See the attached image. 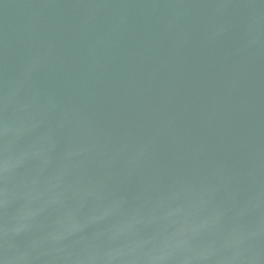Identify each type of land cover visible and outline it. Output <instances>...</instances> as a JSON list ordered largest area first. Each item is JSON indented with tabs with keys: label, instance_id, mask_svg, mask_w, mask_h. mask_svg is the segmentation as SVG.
<instances>
[{
	"label": "water",
	"instance_id": "obj_1",
	"mask_svg": "<svg viewBox=\"0 0 264 264\" xmlns=\"http://www.w3.org/2000/svg\"><path fill=\"white\" fill-rule=\"evenodd\" d=\"M0 264H264V0H0Z\"/></svg>",
	"mask_w": 264,
	"mask_h": 264
}]
</instances>
